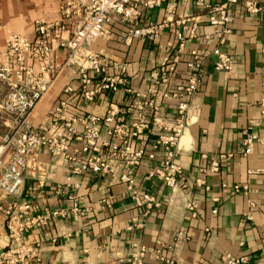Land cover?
Returning a JSON list of instances; mask_svg holds the SVG:
<instances>
[{
    "label": "crops",
    "instance_id": "crops-1",
    "mask_svg": "<svg viewBox=\"0 0 264 264\" xmlns=\"http://www.w3.org/2000/svg\"><path fill=\"white\" fill-rule=\"evenodd\" d=\"M247 2L263 4L264 0H238L231 5L232 32L222 47L233 58L230 70L217 68L214 28L207 14L192 2L181 0H162L160 5L144 9L140 25L166 22L154 42L140 38L126 42L128 26L115 19L108 25L109 36L89 45V51L101 52L117 64H124L128 86L144 92L150 84L151 69L177 52L176 32L184 27L178 21L185 20L189 28L197 25L196 36L187 34L172 80H184L188 71L185 63L192 49L207 53L189 123L178 144L176 160L183 174L176 188L148 179L147 171L157 163L160 154L154 158L146 155L136 170L135 181L141 193L151 194L160 203L149 207L138 204L128 195L126 184L110 174L86 173L68 180L69 164L53 157L46 147L40 148L39 164L37 169L27 171L21 198L31 204L33 213L68 210L74 204L89 210L84 215L58 216L26 232V243L39 246L40 261L36 264H128L129 256L140 246L147 248L145 264H224L225 254H245L254 264H264V141L257 142L248 155L238 153L245 130L264 137L259 105L264 12H247ZM59 16V0H0V51L11 32L34 38L36 19L52 21ZM205 34L211 37L205 39ZM62 37L68 38L69 32H63ZM67 56L65 48H57L52 83L30 115L35 126L49 133L53 131L52 113L65 98V87H79L78 76ZM34 68L38 70L37 63ZM114 72L112 68L110 73ZM91 74L96 77L94 72ZM6 91V84L0 81V100ZM129 95L124 90L101 93L92 102H86L75 94L65 114L104 116L111 103L124 109ZM164 107L169 117L175 115V101L169 100ZM10 124L9 118L0 115V143ZM152 139V135L141 136L136 145L149 149ZM80 144L75 141L71 149ZM214 163L218 170L211 169ZM115 168L119 173L125 170L120 165ZM68 182L71 185L67 189L59 190ZM223 184L246 185L248 190L234 193L224 190ZM104 198H110L109 207L101 204ZM9 201L10 198L0 195V207ZM190 203H195V207L190 208ZM8 246L5 216L0 208V253ZM159 247L171 263L154 256Z\"/></svg>",
    "mask_w": 264,
    "mask_h": 264
},
{
    "label": "built area",
    "instance_id": "built-area-1",
    "mask_svg": "<svg viewBox=\"0 0 264 264\" xmlns=\"http://www.w3.org/2000/svg\"><path fill=\"white\" fill-rule=\"evenodd\" d=\"M59 1L58 19H36L34 38L11 32L6 39L5 48L0 51V81L7 86V91L0 100V115L11 120L0 143V195L10 198L6 206L0 207L5 216L9 240L8 248L0 253V264L38 263L39 246L26 243V232L35 226L45 225L58 216L84 215L89 210L74 204L68 210L45 209L40 213H33L31 204L21 198L27 171L30 168L37 169L39 150L42 147H46L53 157L69 164L71 175L68 180L86 173L110 174L126 184L128 195L138 204L149 207L160 206V203L151 194L141 193L135 181L136 170L146 155L154 158L156 154H160L157 163L147 171L148 179L176 188L180 185L183 174V168L176 160L178 144L189 123L190 109L200 88L207 53L192 49L185 63L188 71L184 80L175 83L172 80L178 70L179 53L185 47L187 34L189 32L196 36L197 25L194 23L189 28L185 20L178 21L184 27L176 32V54L165 57L151 69L150 84L146 91L141 92L128 86L124 64H117L101 52L89 51V45L99 38L108 37V25L115 19L128 26V43L133 38L147 42L159 39L166 22L140 25V20L144 9L160 5L162 0ZM181 1L192 2L198 10L207 14V20L214 28L212 36L216 39V46L213 52L219 56L217 68L230 70L233 58L222 47L232 32L234 15L230 10L231 5L238 0L216 3L208 0ZM173 7L174 5L171 6ZM245 10L254 14L264 12V3L247 2ZM63 32H69V37L63 38ZM210 37L207 34L203 36L205 39ZM58 47L67 50V62L74 67L79 87L77 90L71 85L65 87V98L59 101L52 113L53 131L49 133L45 128L35 126L30 115L52 83L55 69L53 62ZM36 63L38 70L34 68ZM112 68L115 69L113 74L110 73ZM121 90L130 94L128 105L124 109L111 103L104 116L65 114L72 102L70 98L75 94L86 102H92L101 93L115 94ZM169 100L175 101V115L172 117L164 111L165 103ZM259 105L264 126V64ZM144 135L153 136L149 149L136 145ZM75 141H80L81 144L71 149ZM259 141H264V137L245 130L238 153L250 154ZM117 165L123 166L125 170L117 172ZM211 169L218 170V164L214 163ZM70 185L68 182L65 186H60L59 190L63 191ZM223 188L234 193H246L248 190V186L240 184H223ZM101 204L109 207L110 198L102 199ZM189 207L194 208L195 203H190ZM247 217L250 218V215ZM146 252L145 246L135 247L128 258V264H145ZM154 256L160 261L172 262L163 254L161 247L155 251ZM222 260L224 264H254L245 254H225Z\"/></svg>",
    "mask_w": 264,
    "mask_h": 264
}]
</instances>
